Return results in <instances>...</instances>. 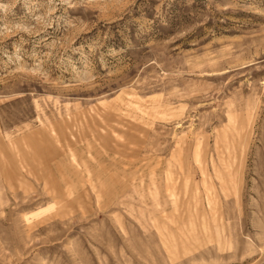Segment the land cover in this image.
Listing matches in <instances>:
<instances>
[{"label":"rangeland","instance_id":"obj_1","mask_svg":"<svg viewBox=\"0 0 264 264\" xmlns=\"http://www.w3.org/2000/svg\"><path fill=\"white\" fill-rule=\"evenodd\" d=\"M31 133L120 194L19 143L0 264H264V0H0V143Z\"/></svg>","mask_w":264,"mask_h":264},{"label":"crops","instance_id":"obj_2","mask_svg":"<svg viewBox=\"0 0 264 264\" xmlns=\"http://www.w3.org/2000/svg\"><path fill=\"white\" fill-rule=\"evenodd\" d=\"M103 118L104 121L108 120L105 117ZM89 123V134L94 137V140H97V143H99L100 146L106 149L105 151L107 156L109 153L121 152L122 150H124L125 144L113 142V140L110 138V129L106 125L107 122L97 123L93 118H90ZM96 127L98 128V132L95 131ZM99 134H102L103 136L100 137ZM97 137H99V139ZM19 143L23 145L25 143V145H27L34 158H36L37 161L43 166L45 171L50 170L51 167L49 161H52L51 166L59 171V178H61L60 180H74L75 184H73V186L69 184L71 188H64L63 190H60L59 187L61 186H58V184L51 179L50 184L57 196H61L62 193H69L70 191H80L81 185L85 181V177L82 176L81 173L76 174L74 164L80 167H84V170L89 172V174L91 175V180L88 182V185L94 192L106 197H114L115 199L118 194H120L118 193L120 191L118 179L115 176L104 175L100 174L99 172H92L93 170L89 169L88 161L82 159V157L78 156V154L68 148L69 142L67 140H64V145H60L65 146L67 147V149H69L70 153L68 155V158L58 157L59 153L55 145H53L52 142L42 133H31L28 135H23L19 140H10L7 143L8 146L6 144L0 143V150L5 154L4 158H0V167L8 165L10 168L15 169L16 160L13 158V156H9L11 148H14L18 152V155H21L23 160L29 159L28 154L23 152L24 150L19 147ZM86 146L90 148L93 147L92 143L90 142H87ZM95 154H98V152L95 151ZM9 173L7 174L8 176H12L14 174L12 171H10ZM76 186H79L78 190L75 189Z\"/></svg>","mask_w":264,"mask_h":264}]
</instances>
